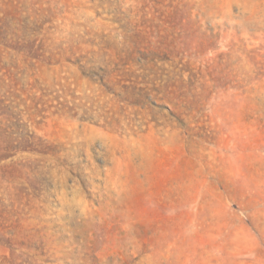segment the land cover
Masks as SVG:
<instances>
[{"label":"rangeland","instance_id":"rangeland-1","mask_svg":"<svg viewBox=\"0 0 264 264\" xmlns=\"http://www.w3.org/2000/svg\"><path fill=\"white\" fill-rule=\"evenodd\" d=\"M0 264H264V0H0Z\"/></svg>","mask_w":264,"mask_h":264}]
</instances>
